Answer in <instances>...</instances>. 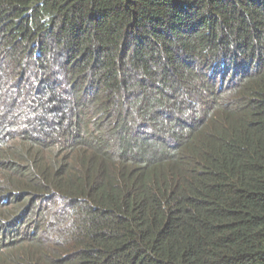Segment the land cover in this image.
I'll use <instances>...</instances> for the list:
<instances>
[{
	"label": "trees",
	"instance_id": "obj_1",
	"mask_svg": "<svg viewBox=\"0 0 264 264\" xmlns=\"http://www.w3.org/2000/svg\"><path fill=\"white\" fill-rule=\"evenodd\" d=\"M0 264H264V0H0Z\"/></svg>",
	"mask_w": 264,
	"mask_h": 264
},
{
	"label": "rangeland",
	"instance_id": "obj_2",
	"mask_svg": "<svg viewBox=\"0 0 264 264\" xmlns=\"http://www.w3.org/2000/svg\"><path fill=\"white\" fill-rule=\"evenodd\" d=\"M1 91H4V88H1ZM43 213L47 216L50 214H54V215L56 214V215H59L61 217H62V215H67L66 211L62 207L54 206V205H50L48 207H45L43 209Z\"/></svg>",
	"mask_w": 264,
	"mask_h": 264
},
{
	"label": "bare ground",
	"instance_id": "obj_3",
	"mask_svg": "<svg viewBox=\"0 0 264 264\" xmlns=\"http://www.w3.org/2000/svg\"><path fill=\"white\" fill-rule=\"evenodd\" d=\"M173 215V214H172Z\"/></svg>",
	"mask_w": 264,
	"mask_h": 264
}]
</instances>
